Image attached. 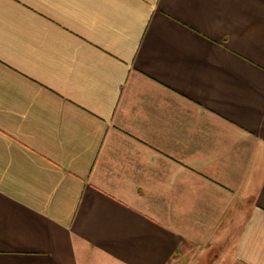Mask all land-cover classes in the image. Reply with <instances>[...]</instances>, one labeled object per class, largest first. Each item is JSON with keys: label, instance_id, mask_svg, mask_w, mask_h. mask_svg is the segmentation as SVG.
<instances>
[{"label": "crops", "instance_id": "0c3cea01", "mask_svg": "<svg viewBox=\"0 0 264 264\" xmlns=\"http://www.w3.org/2000/svg\"><path fill=\"white\" fill-rule=\"evenodd\" d=\"M0 264H264V0H0Z\"/></svg>", "mask_w": 264, "mask_h": 264}]
</instances>
